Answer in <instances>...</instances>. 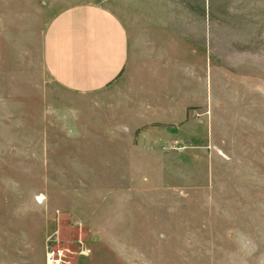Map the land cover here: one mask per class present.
Returning <instances> with one entry per match:
<instances>
[{"label": "rangeland", "instance_id": "obj_1", "mask_svg": "<svg viewBox=\"0 0 264 264\" xmlns=\"http://www.w3.org/2000/svg\"><path fill=\"white\" fill-rule=\"evenodd\" d=\"M84 3L115 4L0 0V216L22 219L0 224L11 232L0 246L25 244L30 263L52 244L64 264H264V0L220 1L207 142L183 154L172 144L123 192L110 172L73 174L69 156L84 166L102 144L67 142L71 95L42 62L50 20Z\"/></svg>", "mask_w": 264, "mask_h": 264}, {"label": "crops", "instance_id": "obj_2", "mask_svg": "<svg viewBox=\"0 0 264 264\" xmlns=\"http://www.w3.org/2000/svg\"><path fill=\"white\" fill-rule=\"evenodd\" d=\"M220 1L84 3L69 6L50 20L41 57L58 90L71 95L63 104V111L75 115L63 122L72 128L67 142L91 148L94 142L102 144L100 154L90 157L99 154V160L90 162L85 155L84 166L75 154L69 156L80 171L74 175L110 172L121 177L114 189L123 192L126 176H148L157 155L170 160L172 144L184 145L177 149L183 154L207 142L204 113L214 64L218 68L219 63L214 40ZM93 111L106 118L92 119ZM108 187L100 183L97 189L103 193ZM13 220L22 219L0 216V224ZM9 236V229L0 231V239ZM28 255L25 244L0 246V264H45L44 249L34 263Z\"/></svg>", "mask_w": 264, "mask_h": 264}, {"label": "built area", "instance_id": "obj_3", "mask_svg": "<svg viewBox=\"0 0 264 264\" xmlns=\"http://www.w3.org/2000/svg\"><path fill=\"white\" fill-rule=\"evenodd\" d=\"M64 257L65 253L63 249L55 247L52 244L47 245L45 254V264H64L66 263Z\"/></svg>", "mask_w": 264, "mask_h": 264}]
</instances>
